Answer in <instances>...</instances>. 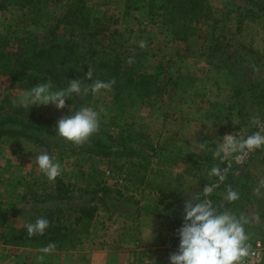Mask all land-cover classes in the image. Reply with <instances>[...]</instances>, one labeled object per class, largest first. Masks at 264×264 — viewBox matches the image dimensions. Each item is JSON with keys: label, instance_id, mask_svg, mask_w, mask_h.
Segmentation results:
<instances>
[{"label": "rangeland", "instance_id": "1", "mask_svg": "<svg viewBox=\"0 0 264 264\" xmlns=\"http://www.w3.org/2000/svg\"><path fill=\"white\" fill-rule=\"evenodd\" d=\"M263 1L208 0L209 18L192 24L185 42L172 41L160 26L148 27L127 18L132 33H127L126 38L134 39L137 45L145 40L142 50L148 52L152 65L163 62L175 76L189 78L182 87L174 82H158L156 95L131 115L122 117L120 127L111 130L114 135L117 129L138 132L139 143L132 146L139 152L133 157L125 155V151L116 152L119 148L116 142L117 150L107 159L92 153L89 156L84 150L73 152L67 148L69 142L50 144L48 148L49 145L40 146L23 135L6 136L0 142L2 217L15 227H24L29 215L36 213L33 208L46 209L48 202L27 203L32 194L47 192L51 197L59 194L56 179L48 181L36 166L33 149L48 152L62 164L58 177L69 183L66 195L59 199H63V215H72L74 212L69 209L80 204L96 205L89 234L82 235V241L71 248L46 254L41 264H89L100 250L106 252L108 264H168V254L178 243L176 228L183 200L198 193L204 184L215 181L207 175L211 166L224 167V162L212 156L221 136L260 128L256 121L260 122L264 116V102H260L264 101V15L257 4ZM98 2L108 15L122 10V0ZM137 16L144 22L143 13L138 12ZM10 21V13L5 15L0 10V26ZM211 36L218 37L222 50L235 52L239 60L235 70L242 69L237 78L233 79L227 68L217 70L206 59L209 45L206 40ZM127 48L132 46L128 43ZM250 56L261 63L254 66ZM250 74L263 81L255 99H250V82H245ZM10 82L0 75V96L14 100L36 84L14 86ZM109 102V93L100 91L90 105L103 109L100 118L109 121L115 114ZM67 105L73 108L69 103L63 109L52 104L32 105L29 117L55 128L56 120L67 114ZM201 143L206 145L204 149L199 148ZM82 168L96 175L89 185L86 177L80 175ZM226 179L240 194V199L228 206L238 214L258 217L246 227L251 242H262L264 254V188L258 193L254 191L259 181L264 180V149L250 151L243 161L233 162ZM223 193L217 189L212 198L220 202ZM151 218L155 235L144 240ZM38 255L39 249L5 245L0 238V264H38Z\"/></svg>", "mask_w": 264, "mask_h": 264}, {"label": "trees", "instance_id": "2", "mask_svg": "<svg viewBox=\"0 0 264 264\" xmlns=\"http://www.w3.org/2000/svg\"><path fill=\"white\" fill-rule=\"evenodd\" d=\"M122 1V10L118 14L108 15L98 0H0V10L5 15H11V21L5 26H0V75L6 77L14 86L52 79L54 85L64 87L67 79L84 77L90 67L93 70L92 79H84L83 83L90 84L97 79L114 81L110 89L101 91L109 93L110 109L112 107V111H115L109 121L100 118L98 132L84 143L76 145L60 138L55 128L30 118L31 106L29 109L25 108L19 103V99L1 95L0 142L6 136L20 135L27 136L40 146L47 144L48 148L50 144L69 142L67 148L73 152L84 150L89 156L92 153L103 159L110 157L115 152L114 149L117 150L115 142L119 145L116 152L125 151V155L131 157L139 152L132 146L139 143L138 132H123L117 129V135H114L115 132L111 133V130L117 125L120 127L119 121L122 117L131 115L139 105L145 104L156 95L158 82H174L176 86L182 87L183 82H187L189 78L180 74L175 76L163 62L152 65L148 52L143 51L134 39L126 38L127 33H132V26L127 18L136 20L140 25L146 23L148 27L160 26L172 41L185 42L189 38L192 24L201 23L204 17L209 18V2ZM257 6L262 9L264 15V1ZM138 12L145 15L144 22L140 21ZM212 32L215 35L214 30ZM206 41L209 45L205 57L210 65L217 70L227 68L228 74L233 79L237 78V73L241 74L242 69L238 72L235 70L234 65L239 61L235 52L222 50L218 37L211 36V39ZM128 43L132 49L127 48ZM250 62L254 66L261 63L259 59L251 56ZM246 78L245 82H250V99L258 98L257 88L263 81L251 74ZM94 96L92 93L86 96L74 95L66 103L78 108L81 105H90ZM259 123L260 128L264 127V116ZM223 165L226 167L227 164L224 162ZM96 169L103 174L101 169ZM80 175L86 177L88 185L91 178H96L94 171L91 174L83 168ZM56 184L59 193L57 197H51L46 192L43 195L32 194L27 200V203L48 202L46 209L41 210V206L33 208L36 213L29 215L30 220H35L37 216L49 219V227L43 235L28 237L24 227L17 228L8 218L2 217L0 203V238L3 244L41 249L49 242H54V251L58 252L73 247L76 242L82 241V235L89 234L96 205L80 204L69 209L73 210L72 215H63L64 203L63 199H59L66 195L69 183L57 177ZM226 184H229L227 179L218 189L224 191Z\"/></svg>", "mask_w": 264, "mask_h": 264}, {"label": "clouds", "instance_id": "3", "mask_svg": "<svg viewBox=\"0 0 264 264\" xmlns=\"http://www.w3.org/2000/svg\"><path fill=\"white\" fill-rule=\"evenodd\" d=\"M139 46L145 47V42L140 41ZM92 75L93 70L89 67L84 77L67 79L64 87H57L52 79L38 82L22 92L19 103L28 109L32 105L48 104L63 109L66 101L74 95H95L102 89H110L114 83L98 79L90 84L83 83L84 79L91 80ZM68 109L67 114L55 122V132L60 138L79 145L99 131L100 113L103 109L97 110L91 105ZM256 122L259 123L258 120ZM221 137L212 156L221 163L227 161L228 166H211L207 175L214 177L215 181L204 184L198 193L183 200L181 219L176 228L178 243L175 250L168 254V264H246L248 258L256 255L246 226L258 217L250 218L243 213L238 214L228 206L240 199L239 192L230 184L225 185L220 202L214 201L212 197L219 185L226 181L233 162L243 161L250 151L264 149V127L252 132L242 129ZM205 146L203 143L199 144L200 149ZM32 152L35 153V164L39 171L48 181H55L62 173L61 162L46 151L33 149ZM261 188H264V180L259 181L254 191L258 193ZM49 224L47 217L37 216L35 220L26 222L24 229L28 237L43 235ZM154 235L151 218L149 227L144 232V240H151ZM55 248L56 244L49 242L39 249L40 255L36 257L38 264Z\"/></svg>", "mask_w": 264, "mask_h": 264}, {"label": "built area", "instance_id": "4", "mask_svg": "<svg viewBox=\"0 0 264 264\" xmlns=\"http://www.w3.org/2000/svg\"><path fill=\"white\" fill-rule=\"evenodd\" d=\"M253 245V250L255 251L256 255L250 257L247 259L246 264H263V245L262 242L257 240V241H252L251 242Z\"/></svg>", "mask_w": 264, "mask_h": 264}, {"label": "crops", "instance_id": "5", "mask_svg": "<svg viewBox=\"0 0 264 264\" xmlns=\"http://www.w3.org/2000/svg\"><path fill=\"white\" fill-rule=\"evenodd\" d=\"M106 252L105 251H102V250H100V251H98L97 253H96V256H93L94 258H95V260L93 259L92 261H90L89 262V264H108V262H107V259L105 258V254Z\"/></svg>", "mask_w": 264, "mask_h": 264}]
</instances>
